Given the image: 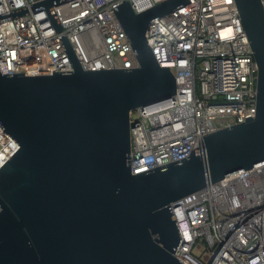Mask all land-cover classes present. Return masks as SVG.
<instances>
[{"label":"water","instance_id":"water-1","mask_svg":"<svg viewBox=\"0 0 264 264\" xmlns=\"http://www.w3.org/2000/svg\"><path fill=\"white\" fill-rule=\"evenodd\" d=\"M189 2L114 7L134 68L83 70L65 40L74 71L0 73V128L19 145L0 167V264H184L173 255L181 235L171 207L264 164V10L234 0L258 65L255 115L199 136L188 157L131 173L130 112L177 91L145 32Z\"/></svg>","mask_w":264,"mask_h":264},{"label":"built area","instance_id":"built-area-1","mask_svg":"<svg viewBox=\"0 0 264 264\" xmlns=\"http://www.w3.org/2000/svg\"><path fill=\"white\" fill-rule=\"evenodd\" d=\"M43 1L0 0V73L74 71L65 40L83 70L138 66L114 10L122 0L34 9ZM163 1L128 0L135 13ZM145 37L177 91L130 112L132 174L188 157L199 136L256 113L258 65L234 0H190L153 20ZM18 148L0 128V167ZM171 210L181 235L173 255L184 264H264V164L209 184Z\"/></svg>","mask_w":264,"mask_h":264},{"label":"rangeland","instance_id":"rangeland-1","mask_svg":"<svg viewBox=\"0 0 264 264\" xmlns=\"http://www.w3.org/2000/svg\"><path fill=\"white\" fill-rule=\"evenodd\" d=\"M197 253V252H196Z\"/></svg>","mask_w":264,"mask_h":264}]
</instances>
